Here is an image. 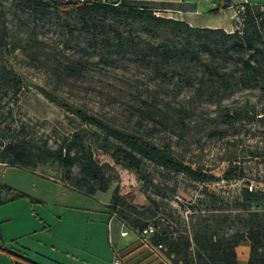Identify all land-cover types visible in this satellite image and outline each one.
Listing matches in <instances>:
<instances>
[{"label":"rangeland","instance_id":"rangeland-1","mask_svg":"<svg viewBox=\"0 0 264 264\" xmlns=\"http://www.w3.org/2000/svg\"><path fill=\"white\" fill-rule=\"evenodd\" d=\"M137 2L150 7V2ZM194 2H198L197 8L205 16L215 8L213 0ZM245 2L264 4V0ZM16 4V0H0V70L10 69L22 79L18 96L9 92L0 98V142L19 137L55 148L62 137L83 129L85 144L92 143L95 139L92 132L96 129L83 125L60 106L72 105L113 127L135 132L168 149L192 169L216 177L198 183L144 161V169L154 185L145 189V196L155 202L158 214L142 219L156 227L159 234L191 237L192 230L203 225L217 228L226 237L240 230L245 215L241 189L264 192V98L259 92L238 90L221 100L209 101L205 95H197L185 80L179 82L171 69L163 68L158 75L151 66L127 60L93 64L81 76L65 78L62 67L70 60L83 58L94 63L98 60L89 47L90 37L76 34L74 28L80 18L51 9L46 18L39 20ZM104 21L112 25L111 20ZM69 29L74 30L73 34ZM120 29L128 31L127 27ZM144 38L157 42L156 38ZM38 87L54 95L57 102L48 100ZM145 101L154 102L167 113L166 126L156 122L158 116L151 120L142 112L152 109ZM245 103L248 104L245 110L254 106L260 113L256 119L232 125L212 121L222 108L237 109ZM94 158L111 180L108 190L96 198L67 190L51 180L48 175L71 185L62 179L55 164L38 165L36 171H31L3 166L0 162V182L37 199V202L27 197L6 200L10 194L2 192L1 198L6 201L0 204V220L8 219L1 225H5V238L11 240L10 248L14 244L34 248L40 242L65 248L70 255L84 258L90 264H104L115 258L116 228L105 209L114 188L118 185L120 193L135 205L146 202L132 174L113 169L110 156L96 148ZM230 162L236 165L241 178H222ZM78 172L76 165L72 177L76 178ZM250 209L264 210V200L251 204ZM45 225L51 228L50 236L42 232ZM126 232L129 235L121 238L119 246L132 238L131 232ZM242 245L245 244L239 247ZM30 256L38 259L32 253Z\"/></svg>","mask_w":264,"mask_h":264},{"label":"trees","instance_id":"trees-1","mask_svg":"<svg viewBox=\"0 0 264 264\" xmlns=\"http://www.w3.org/2000/svg\"><path fill=\"white\" fill-rule=\"evenodd\" d=\"M16 6L29 11L36 19H44L51 9L67 14H76L79 25L74 28L77 36L87 35L89 47L98 56L96 63L88 59H72L62 67L65 78L79 77L93 64H113L130 61L139 65L151 66L158 75L162 69H171L179 82L191 86L195 93L206 96L207 100H221L225 95L238 90H257L264 98V8L245 4L239 29L228 33L221 29L193 28L183 21L157 16L152 7L141 6L137 1H125L119 6L99 4L63 3L60 0H16ZM217 11V9H214ZM96 18H102L98 20ZM112 21V25L105 23ZM120 27H127L124 32ZM73 29L69 33L73 34ZM144 37L156 38L153 43ZM22 89L19 75L3 67L0 70V98L7 93L18 96ZM50 101L57 102L54 95L38 87ZM152 109H144L151 120L166 126L167 113L154 102ZM67 112L75 115L83 125L96 129L92 132L94 141L85 144V131H74L62 137L55 148L41 146L26 138L15 137L0 142V162L6 166L35 169L38 165L55 164L62 173V179L69 181L67 187L84 194L106 192L110 178L105 175L103 165L94 158L96 148L109 155L113 169L119 168L133 175L139 192L145 198L142 205L129 202L119 191L117 185L110 196L107 209L127 222L138 233L148 224L142 219L158 214L155 202L145 196V189L154 186L151 176L144 169V161L167 172L181 174L191 181L207 183L216 179L201 170L184 164L171 151L157 146L139 134L113 127L88 114L86 111L61 103ZM229 110L222 108L212 120L219 125H232L236 122L256 119L255 107ZM151 114V116L149 115ZM264 119V118H262ZM262 119H258L261 121ZM79 166L78 176L72 177V168ZM237 167L229 163L223 179L241 178ZM3 191L9 192L10 199L27 197L23 192L12 190L0 183V204ZM241 205L245 215L241 219V229L231 235L219 234L217 228L200 226L192 230L191 237L178 235L169 237L158 233L156 227L150 239L160 245L164 255L173 264H241L236 248L241 244L248 246V258L244 264H264V210H251L253 203L264 200V192H252L242 188ZM156 239V240H155ZM180 262V263H179Z\"/></svg>","mask_w":264,"mask_h":264},{"label":"crops","instance_id":"crops-1","mask_svg":"<svg viewBox=\"0 0 264 264\" xmlns=\"http://www.w3.org/2000/svg\"><path fill=\"white\" fill-rule=\"evenodd\" d=\"M141 1L150 2V7H152L154 13L157 16L183 21L193 28L221 29L225 32L231 33L235 30L236 27V11L238 10L240 4L247 0H213L215 2V8L210 9L209 12L211 13H209L207 16H205V12H202L200 11V9L197 8L198 2H194L196 0ZM246 4L249 3L246 2ZM254 5L264 8V4ZM214 9H217V11H214ZM3 166L5 165L3 164ZM26 170L36 171L37 168ZM48 177L51 180H54L57 183L61 184L63 187H65V189L70 191H76L72 188L67 187L65 183H63L56 177L50 175H48ZM7 186L11 187L10 185ZM100 193L103 192H96L93 195H86L91 196L92 198H96L98 197L97 195H99ZM10 197L11 195H9L7 198H9V200H12L10 199ZM17 198L18 197H16V199ZM107 205L108 202L105 205V209L110 216L109 221H111L116 228V231L113 234V238L115 239V244L118 247L116 256L118 257L119 264H173L171 260L164 255V252L161 250V248H158V246L152 243L150 239L151 235L147 237L146 242H143L140 238L138 231L132 228L127 222L122 220L120 217H118L114 213H111L107 209ZM37 220L41 221V218L37 217ZM4 221H8V219L6 218L0 220V264H90L84 258L79 259L77 257H74L68 253L69 251L67 249L55 246V244H46L39 242V245L34 248L29 246L21 247L18 244H14V246L10 248L9 242L11 240L5 238V225H1ZM42 229V232L46 236H50V226L45 225V227H43ZM126 230H129L131 232L132 238L127 243L123 245L121 244L122 246H119L121 238H125L129 235V233L127 234ZM124 232H126V234L122 235V233ZM248 250L249 249L246 244L240 247L238 246L236 253L238 261L241 264H244L246 262L248 258ZM239 252L241 256H239ZM30 253H32L38 259L36 260L32 258L30 256ZM113 261L114 259L110 262H103L104 264H113ZM96 264H102V262H97Z\"/></svg>","mask_w":264,"mask_h":264},{"label":"built area","instance_id":"built-area-1","mask_svg":"<svg viewBox=\"0 0 264 264\" xmlns=\"http://www.w3.org/2000/svg\"><path fill=\"white\" fill-rule=\"evenodd\" d=\"M63 3H74V4H84V3H90V4H99V5H106V6H119L123 2L127 0H60ZM246 2H243L240 4L238 10L236 11V27L235 29H239V26L241 24V15L242 11L244 9V5ZM251 190V188H249ZM155 231L154 227L152 225L146 226L142 231H140L139 235L143 242H146V239L149 235H151ZM126 232L122 233V235H125ZM158 248H161L160 245H158ZM113 264H119L118 257L116 256L114 258Z\"/></svg>","mask_w":264,"mask_h":264}]
</instances>
